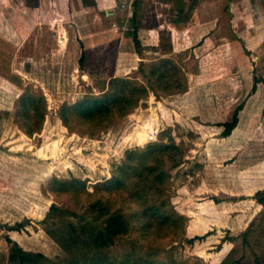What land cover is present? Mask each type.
Instances as JSON below:
<instances>
[{
  "label": "rangeland",
  "instance_id": "obj_1",
  "mask_svg": "<svg viewBox=\"0 0 264 264\" xmlns=\"http://www.w3.org/2000/svg\"><path fill=\"white\" fill-rule=\"evenodd\" d=\"M114 4L116 25L97 15L103 10L96 0H0L1 264H6L7 237L24 249L64 255L48 229L77 217L46 214L53 203L82 213L87 196L55 194L51 183L80 182L96 194L99 182L128 150L142 151L149 143H158L155 149L159 144L177 146L166 148L163 155L162 190L155 194L147 187L129 186L126 190L139 199L126 197V192L115 195V206L134 212L133 227L100 255L144 257L151 264H221L227 258L231 264H264V81L253 88L254 75L264 80V0ZM133 12L141 34L160 26L166 44L171 43L168 27H176V50L163 55L151 45L135 48L123 36ZM94 26L112 28L113 35L91 51L78 36ZM83 47L86 67L102 60L99 69L90 72V82L79 75ZM132 48L139 54L134 57L137 68L129 65L126 74L117 76L144 82L146 66L140 70L139 64L167 56L179 65L186 89L171 94L149 91L137 106L103 126L75 119L68 130L58 117L59 106L86 92L98 93L99 82L108 79L119 59L118 49ZM27 89L46 99L40 129L32 133L25 131L27 119L17 108ZM240 103L236 126L222 135L220 122L230 119ZM150 130L155 138L146 140ZM168 153L177 158L176 164L171 165ZM153 159L147 157V164H155ZM144 200L156 206L149 208V216L140 217ZM17 221L24 223L22 229H7ZM195 235L199 237L190 240Z\"/></svg>",
  "mask_w": 264,
  "mask_h": 264
},
{
  "label": "trees",
  "instance_id": "obj_2",
  "mask_svg": "<svg viewBox=\"0 0 264 264\" xmlns=\"http://www.w3.org/2000/svg\"><path fill=\"white\" fill-rule=\"evenodd\" d=\"M138 27L135 12L127 18V27L123 31L126 40H130L136 48L140 43L138 37ZM163 36L159 34V41L154 45V49L160 54H167L172 51L171 43H164ZM170 41V40H169ZM98 61V62H97ZM102 60H96L90 67L85 66V49L81 48L78 60L80 69L87 68L89 70L99 69ZM146 66V81L140 82L135 78L127 76H117L113 74V68L109 69L108 79L99 83L102 85L98 93L86 92L78 97L75 101L63 102L59 106L58 117L62 124L68 130H72L73 120L88 123L93 126H103L115 116L119 117L138 105L149 91H162L164 93H176L186 89V81L181 78V69L179 65L170 57H163L158 60L151 61L150 64H139L140 70ZM97 71V70H96ZM263 78L253 76V88ZM242 107V103L238 104L230 119L220 122L223 126L222 135H228L238 122V112ZM17 108L22 110L23 115L27 119L28 124L26 132L32 133L40 129L42 120L46 110V99L42 93L33 94L27 89L18 99ZM149 143L144 150L135 149L128 150L126 156L111 169L108 178L100 181L97 185L98 192L93 194L85 189L84 183L80 182H58L53 181L50 185L51 192L67 193L79 198L81 193H85L87 201L84 206V212L78 213L76 210L62 207L57 204H51L46 216H60V214L68 213L77 217V221L68 220L65 225L60 228L54 224L48 229L51 237L55 238L64 249L62 256L50 257L42 251L24 249L17 241L7 237L9 243L6 264H151V260L144 257L126 259L124 256L108 259L100 255L99 251L104 247L111 245L116 237L129 232L133 227L134 212L125 211L123 206H115V195L120 193H128L127 196L139 197L133 195L126 190L129 186L147 187L153 193L161 192L166 171L162 169L164 163L163 155L167 151L166 148H174L175 144H159ZM163 149H166L163 151ZM162 151V152H161ZM169 154V153H168ZM167 154V155H168ZM166 155V156H167ZM174 154H169L167 159L174 165L178 162L174 158ZM151 156L155 160V164H147V157ZM144 181V185L140 182ZM138 192H135L138 195ZM142 193H147L146 191ZM155 193V194H158ZM125 196V194H124ZM145 205L142 210L138 211L140 217L149 216V208L153 207ZM156 206V205H155ZM154 206V207H155ZM24 223L17 221L8 225V230H20ZM199 237L198 235L190 238ZM227 258L221 264H231ZM1 264V262H0ZM169 264H183L182 262L172 261Z\"/></svg>",
  "mask_w": 264,
  "mask_h": 264
},
{
  "label": "crops",
  "instance_id": "obj_3",
  "mask_svg": "<svg viewBox=\"0 0 264 264\" xmlns=\"http://www.w3.org/2000/svg\"><path fill=\"white\" fill-rule=\"evenodd\" d=\"M97 1V5L96 7L98 9H102L103 11H99L97 13V15H100L102 17V19H106V20H111V22L114 23V25L117 24V22L115 21L116 19V15H117V9L115 8V0H96ZM101 6L103 8H101ZM102 12V13H101ZM130 15V14H129ZM128 15V16H129ZM163 27V26H162ZM174 27V26H173ZM175 28V29H174ZM168 27V30L170 31V35H171V45H172V49L173 51L176 50V44L178 41V33L180 34V32H178V29L176 27ZM159 27H151V28H146V30H144L143 34H141L140 30L138 31V37L140 39V42L142 45H157L158 41H159ZM112 28L106 29V30H99L97 28V26H94L93 28H89L88 29V33L85 36H82L81 33H79V42L81 41L83 43V45L87 48H89L91 51H96L98 49V47L104 43L106 41V39L108 38V35H113V33L111 32ZM118 31V30H116ZM156 32V35L154 37V32ZM153 32V33H152ZM104 36V38H103ZM150 37L153 39L151 40V42H149ZM122 39V35L119 39V42H121ZM77 52L79 49V44H77ZM142 50H146L145 48H142ZM172 51V52H173ZM136 49L132 48L131 50L128 51H123V50H119L118 49V53L117 55H119V59L117 58V61L115 63L114 66V75H123L126 74V70L128 68L129 65H132L131 69H136L137 65L139 61L135 60L134 57L137 59L139 54L136 53ZM158 53V52H157ZM168 54V53H167ZM167 54H163V55H167ZM170 55V53H169ZM131 58L130 62H126V58L128 57ZM79 75L81 77H86V81L90 82L91 79V75L90 72H93L94 70H89L87 72H85L83 69H79ZM85 79V78H84ZM98 140H94V142L97 143ZM88 151L91 150V148H86ZM86 150V152H87ZM85 152V153H86Z\"/></svg>",
  "mask_w": 264,
  "mask_h": 264
},
{
  "label": "built area",
  "instance_id": "obj_4",
  "mask_svg": "<svg viewBox=\"0 0 264 264\" xmlns=\"http://www.w3.org/2000/svg\"><path fill=\"white\" fill-rule=\"evenodd\" d=\"M155 138V131L150 130L149 132L146 133V140H152Z\"/></svg>",
  "mask_w": 264,
  "mask_h": 264
}]
</instances>
